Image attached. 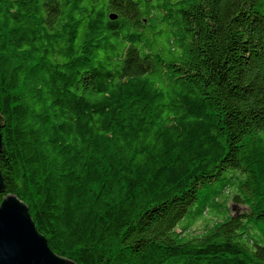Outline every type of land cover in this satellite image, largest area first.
<instances>
[{"label": "trees", "instance_id": "trees-1", "mask_svg": "<svg viewBox=\"0 0 264 264\" xmlns=\"http://www.w3.org/2000/svg\"><path fill=\"white\" fill-rule=\"evenodd\" d=\"M0 113L59 255L264 264V0H0Z\"/></svg>", "mask_w": 264, "mask_h": 264}, {"label": "water", "instance_id": "water-1", "mask_svg": "<svg viewBox=\"0 0 264 264\" xmlns=\"http://www.w3.org/2000/svg\"><path fill=\"white\" fill-rule=\"evenodd\" d=\"M112 18L117 15L111 14ZM5 118L0 113V153L4 148L2 128ZM6 192L0 168V194ZM0 264H78L61 256L50 247L32 218L29 206L16 194L0 200Z\"/></svg>", "mask_w": 264, "mask_h": 264}, {"label": "rangeland", "instance_id": "rangeland-1", "mask_svg": "<svg viewBox=\"0 0 264 264\" xmlns=\"http://www.w3.org/2000/svg\"><path fill=\"white\" fill-rule=\"evenodd\" d=\"M230 205H231V208H233V203H230ZM237 207L240 210H243L244 209V206H241V205H238ZM233 211H234V208H233ZM214 220L217 221L218 219L217 218L216 219H209L210 222L211 221H214ZM206 224H208L207 221H206V223L205 222H200L199 224H196L195 225V228H194V231L196 233H199L200 234L201 232H203L205 230Z\"/></svg>", "mask_w": 264, "mask_h": 264}]
</instances>
